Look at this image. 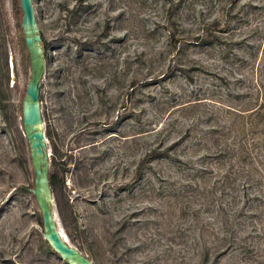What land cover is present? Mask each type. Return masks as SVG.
Returning <instances> with one entry per match:
<instances>
[{
  "label": "rangeland",
  "instance_id": "obj_1",
  "mask_svg": "<svg viewBox=\"0 0 264 264\" xmlns=\"http://www.w3.org/2000/svg\"><path fill=\"white\" fill-rule=\"evenodd\" d=\"M32 1L67 240L95 264H264V0ZM20 10L0 0V264H68L29 190Z\"/></svg>",
  "mask_w": 264,
  "mask_h": 264
},
{
  "label": "water",
  "instance_id": "obj_2",
  "mask_svg": "<svg viewBox=\"0 0 264 264\" xmlns=\"http://www.w3.org/2000/svg\"><path fill=\"white\" fill-rule=\"evenodd\" d=\"M20 5L23 12L21 26L32 66V76L23 100V125L35 170V187L29 190L40 206L44 237L54 252L68 264H95L67 240L57 218L55 198L50 182V154L42 127L44 120L40 100L46 54L33 1L20 0Z\"/></svg>",
  "mask_w": 264,
  "mask_h": 264
},
{
  "label": "trees",
  "instance_id": "obj_3",
  "mask_svg": "<svg viewBox=\"0 0 264 264\" xmlns=\"http://www.w3.org/2000/svg\"><path fill=\"white\" fill-rule=\"evenodd\" d=\"M17 3H18V6H19L20 9H21L20 0H17ZM20 11H22V9H21ZM22 16H23V12H22ZM21 29H22V26H21ZM22 31H23V29H22ZM159 153H161V152H159V151H158V152H157V151H153V152H150V153L145 157V159L141 162V164H140L139 167H138V170H137V178H140V177H141V175H142V171H143V169L146 167V163L148 162V160L151 159L152 157H155L156 154H159ZM50 182H51V186H53L54 183L56 182V177H55V175L50 174Z\"/></svg>",
  "mask_w": 264,
  "mask_h": 264
},
{
  "label": "bare ground",
  "instance_id": "obj_4",
  "mask_svg": "<svg viewBox=\"0 0 264 264\" xmlns=\"http://www.w3.org/2000/svg\"><path fill=\"white\" fill-rule=\"evenodd\" d=\"M42 127H44V126H42Z\"/></svg>",
  "mask_w": 264,
  "mask_h": 264
}]
</instances>
